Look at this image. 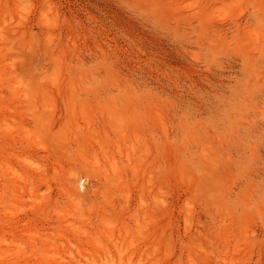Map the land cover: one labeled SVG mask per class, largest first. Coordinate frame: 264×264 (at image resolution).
Segmentation results:
<instances>
[{
    "label": "rangeland",
    "instance_id": "rangeland-1",
    "mask_svg": "<svg viewBox=\"0 0 264 264\" xmlns=\"http://www.w3.org/2000/svg\"><path fill=\"white\" fill-rule=\"evenodd\" d=\"M0 264H264V0H0Z\"/></svg>",
    "mask_w": 264,
    "mask_h": 264
}]
</instances>
